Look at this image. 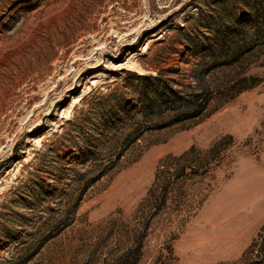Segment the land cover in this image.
Segmentation results:
<instances>
[{"label":"rangeland","instance_id":"1","mask_svg":"<svg viewBox=\"0 0 264 264\" xmlns=\"http://www.w3.org/2000/svg\"><path fill=\"white\" fill-rule=\"evenodd\" d=\"M259 35L264 0H0V264H264Z\"/></svg>","mask_w":264,"mask_h":264},{"label":"trees","instance_id":"2","mask_svg":"<svg viewBox=\"0 0 264 264\" xmlns=\"http://www.w3.org/2000/svg\"><path fill=\"white\" fill-rule=\"evenodd\" d=\"M256 42H264V35H259L257 37ZM247 48H251L249 44H236L233 47L227 45H220L214 50H212L210 54L209 64L212 66H222L230 64L234 62ZM135 76L139 77L140 80H143L144 78V76H137L136 74ZM143 96L145 97V95ZM84 100L87 99H83L82 101L84 102ZM69 124L73 127L76 126L74 122H70ZM114 165L115 161L111 162V164L107 168V171L113 169Z\"/></svg>","mask_w":264,"mask_h":264},{"label":"bare ground","instance_id":"3","mask_svg":"<svg viewBox=\"0 0 264 264\" xmlns=\"http://www.w3.org/2000/svg\"><path fill=\"white\" fill-rule=\"evenodd\" d=\"M74 103H75V102H74ZM72 104H73V103H72ZM73 106H74V105H73ZM73 106H72V107H73Z\"/></svg>","mask_w":264,"mask_h":264}]
</instances>
